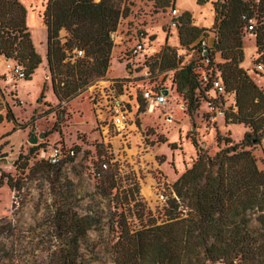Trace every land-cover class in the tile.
Listing matches in <instances>:
<instances>
[{"label":"rangeland","instance_id":"1","mask_svg":"<svg viewBox=\"0 0 264 264\" xmlns=\"http://www.w3.org/2000/svg\"><path fill=\"white\" fill-rule=\"evenodd\" d=\"M21 1L27 8V25L42 62L32 78L26 80L18 78L8 67L20 64L0 54V97L1 93L5 95L1 98L0 114L6 115L7 104H10L17 122L29 124L23 131L15 129L17 123L13 120L5 118L0 123V264H52V250L61 245L65 237H56V232L49 230L50 217L59 209L67 211L69 206L82 216L95 217L88 230V239L100 252L92 258V248H84L83 255L89 263L114 264L110 250L121 239V225L127 222L135 231L145 225L172 221L171 216L181 219L190 215L191 210L177 196L174 183L192 166L199 152L215 155L227 146L224 140L218 142V134L223 139L230 137L232 144L245 142L244 148L251 150L259 168L264 170V132L261 140L255 142L257 135L244 123L213 125L203 117L207 104L203 103L200 111L191 113L187 94L179 90L171 93L166 106L157 113L142 115L138 112L128 135L116 133L112 124L110 130H107L108 125L97 124L90 92L96 85H104L103 79L111 76L129 79L128 89L133 93L137 88L170 86L174 82L176 69L161 71L159 67L153 68L154 60L139 65L136 72L129 70L125 52L135 29L144 26L152 36L149 51L156 53L154 58L159 57L165 47H171L176 51L180 67L193 63L197 65L195 70L202 73L198 65L203 54H208L205 50L202 52V48L212 47L216 33L214 25L198 26L203 28L201 42L183 46L179 40V46H173L169 37L178 34L180 29L171 31L169 28L171 5L166 6L164 0L120 1L122 10L128 7L130 14L121 17L117 30L112 33L114 47L106 76L95 78L83 93L67 104H60L51 75L45 68L47 36L40 16L43 17L48 0ZM190 19L191 24L196 25L197 19L191 16ZM65 30L63 28L60 32L63 42ZM153 35L156 38L153 39ZM254 35L245 31L242 67L247 68L264 90V76L254 67ZM221 62L223 60L220 61L215 53L214 63ZM43 93L45 96L41 97ZM182 104L187 107L185 111L180 107ZM135 110L136 106L133 113ZM33 133L39 137L37 143L29 141ZM41 133L44 137H40ZM126 141H129L128 145ZM35 145L40 148L31 152ZM56 147H61L62 155L54 164L50 161V154ZM106 149L113 158L111 167L101 177H95L94 169L98 168ZM19 153L27 158L18 160ZM115 159L119 165H115ZM42 160L48 161L51 167L39 164ZM26 161L29 166L24 169L22 165ZM108 172H117L116 187L111 189L110 195L114 204L118 202L121 206L125 199L124 192L116 195L117 188L123 191L138 184L137 199L132 201L130 208L103 205L100 187ZM9 177L16 187L8 184ZM251 227L263 231L256 221ZM195 254L193 260L196 264H218V261L208 259L202 249ZM226 262L251 264L240 257L233 260L228 257Z\"/></svg>","mask_w":264,"mask_h":264},{"label":"trees","instance_id":"2","mask_svg":"<svg viewBox=\"0 0 264 264\" xmlns=\"http://www.w3.org/2000/svg\"><path fill=\"white\" fill-rule=\"evenodd\" d=\"M120 1H47L42 18L47 26L48 68L60 104L69 103L83 93L95 78L106 76L114 47L112 33L117 30L121 17L130 14L128 7L122 10ZM206 1L198 0V3ZM175 2L164 0L166 6H174ZM214 3L216 17L213 27L216 33L212 47L198 65L202 73L195 70L197 65L193 63L180 67L176 51L171 47L162 50L152 67H159L161 71L176 69L173 81L177 90L187 94L189 109L193 113L199 106L195 90L201 87L199 79L205 72V59L214 63V54L219 52L223 59L217 64L220 76L227 91L235 98L231 107L233 111L228 113V118H232L229 123H244L257 135L254 141L259 142L264 132V90L241 63L245 56V31L255 34L257 56L254 67L264 63V0H217ZM190 16L185 11L181 17L179 35L183 46L199 41L203 32V28L191 24ZM250 19L256 23H250ZM249 25H253V29H249ZM63 28L68 32L65 42L60 37ZM76 49L84 50V55L73 61ZM0 54L23 65L26 80L32 78L42 62L27 25V8L21 0H0ZM209 88L207 86L203 93L206 94ZM44 96L43 93L41 97ZM4 97L1 93L0 108ZM5 118L17 123L15 129L29 126L17 122L10 104H7L6 115L0 114V123ZM217 140L219 143L224 140L227 146L215 155L199 152L192 166L174 183L175 192L191 210L190 215L181 219L171 216L172 221L145 225L135 231L127 222L121 225V239L110 250L114 264H196L193 259L199 249L214 262L227 264L228 257L232 260L240 257L251 264H264V170L259 168L251 150L244 148L245 142L232 144L230 137L223 139L220 134ZM39 146H32L31 152L38 150ZM105 153L98 168L94 169L95 177H101L111 167L112 155L107 154V149ZM22 158L27 157L19 153L18 160ZM103 161L108 163L107 168L103 167ZM115 161V165H119L118 160ZM42 163L51 167L48 161L42 160L39 164ZM28 166L26 161L22 168ZM116 173L108 172L101 183L103 205L130 208L132 201L137 199L138 184L123 191L117 188L116 195L124 192L125 199L121 206L118 202L114 204L110 195L111 189L116 187ZM8 184L16 187L11 177ZM94 218L92 215L82 216L71 206L67 211L59 209L51 215L49 230L56 232V237H65L58 248L51 249L52 264H90L83 249L92 248V258L100 252L88 239ZM254 221L263 231L252 229Z\"/></svg>","mask_w":264,"mask_h":264},{"label":"built area","instance_id":"3","mask_svg":"<svg viewBox=\"0 0 264 264\" xmlns=\"http://www.w3.org/2000/svg\"><path fill=\"white\" fill-rule=\"evenodd\" d=\"M183 12L176 5L170 9L169 28L178 29L182 24ZM250 23H254V19L249 20ZM249 29H253V25H249ZM131 42L125 52V60H127L128 68L131 72H136L138 66L141 64H147L155 61V52L150 53L149 47L153 43L152 36L149 35L148 30L141 26L135 29L130 35ZM173 46H179L173 44ZM205 52L208 51L207 47H204ZM72 60L75 61L79 56L84 55V50L76 49ZM205 55V54H203ZM205 72L200 76V85L195 90V98L198 103L196 111L202 109V104H207V109L203 112V117L207 122L215 125L216 123H224L227 125L232 118H228V113L234 106L235 98L234 94L227 91L221 76L220 69L217 63H210V59H205ZM18 78L25 77L24 68L20 65L8 66ZM255 69L258 73L264 76V63H258L255 65ZM126 78L110 77L103 79L106 82L104 85H96L90 92V98L93 103L95 113L97 115V124L107 126V130H110L109 126L115 129V132H123L124 135L130 134V128L134 122V116L138 115V112L142 115L154 114L158 110L163 109L169 101L171 93H176L177 88L174 82L170 86H155L136 89L135 92H130L128 89ZM210 86L206 94L203 93L205 88ZM167 90V93L164 91ZM207 90V89H206ZM136 106V110L133 113V109ZM183 111L187 109L185 104L180 106ZM233 111V110H232ZM129 141H126L128 145ZM62 155L61 147H56L50 154V161L56 163L59 161ZM103 167L107 168L108 163L103 161ZM218 264H226L224 261L218 262Z\"/></svg>","mask_w":264,"mask_h":264},{"label":"crops","instance_id":"4","mask_svg":"<svg viewBox=\"0 0 264 264\" xmlns=\"http://www.w3.org/2000/svg\"><path fill=\"white\" fill-rule=\"evenodd\" d=\"M215 1H217V0H207L205 2V5H204V4H199L198 0H176L175 5L177 7H179L182 12H185V11L189 12L193 19L195 17L197 19V23H195L197 26H200L201 24L214 25L215 17H216L215 3H214ZM40 18L42 19V22H44L43 18L41 16H40ZM44 26H45V30H46L45 31L46 36H47V26L45 24H44ZM65 31H66V33L64 35V40H66V36H67V30H65ZM169 38H171V40L173 41V44L178 43L180 40L179 33L175 34ZM254 40H255L256 51H255V55L253 57L255 58L257 56V46H256L255 35H254ZM217 55L219 57V60L222 61L223 59L221 57V54L218 52ZM45 61H46V67L45 68H47L46 73L47 72L50 73V70L48 68V60H47V44H46ZM241 66H242V63H241ZM245 69H247V68H245ZM46 77H47V74H46ZM111 77H117V76H111ZM57 102H59V100ZM220 123H222V121H220ZM22 130L24 131V129H22ZM21 147H22V145H21Z\"/></svg>","mask_w":264,"mask_h":264},{"label":"water","instance_id":"5","mask_svg":"<svg viewBox=\"0 0 264 264\" xmlns=\"http://www.w3.org/2000/svg\"><path fill=\"white\" fill-rule=\"evenodd\" d=\"M208 52V51H207ZM165 93H167V90L164 91ZM40 137H44V134L41 133L40 134ZM29 141L32 142V143H37L39 141V137L36 135V134H32L29 138Z\"/></svg>","mask_w":264,"mask_h":264},{"label":"bare ground","instance_id":"6","mask_svg":"<svg viewBox=\"0 0 264 264\" xmlns=\"http://www.w3.org/2000/svg\"><path fill=\"white\" fill-rule=\"evenodd\" d=\"M179 43V42H178ZM178 43H176V44H178ZM149 191V188H148V190H147V192Z\"/></svg>","mask_w":264,"mask_h":264}]
</instances>
